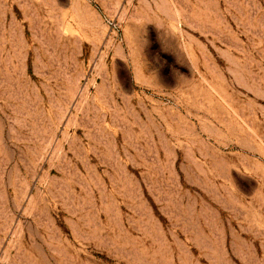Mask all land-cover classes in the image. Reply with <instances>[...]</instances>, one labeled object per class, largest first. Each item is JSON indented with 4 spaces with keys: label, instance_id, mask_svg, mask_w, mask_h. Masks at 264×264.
I'll list each match as a JSON object with an SVG mask.
<instances>
[{
    "label": "rangeland",
    "instance_id": "374dc122",
    "mask_svg": "<svg viewBox=\"0 0 264 264\" xmlns=\"http://www.w3.org/2000/svg\"><path fill=\"white\" fill-rule=\"evenodd\" d=\"M0 264H264V0H0Z\"/></svg>",
    "mask_w": 264,
    "mask_h": 264
}]
</instances>
